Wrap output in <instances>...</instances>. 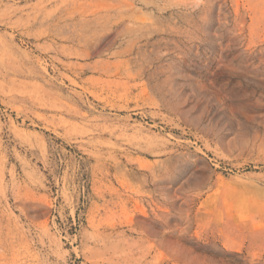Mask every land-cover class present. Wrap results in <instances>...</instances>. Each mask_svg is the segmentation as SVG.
Wrapping results in <instances>:
<instances>
[{
	"label": "rangeland",
	"instance_id": "1",
	"mask_svg": "<svg viewBox=\"0 0 264 264\" xmlns=\"http://www.w3.org/2000/svg\"><path fill=\"white\" fill-rule=\"evenodd\" d=\"M0 264H264V0H0Z\"/></svg>",
	"mask_w": 264,
	"mask_h": 264
}]
</instances>
